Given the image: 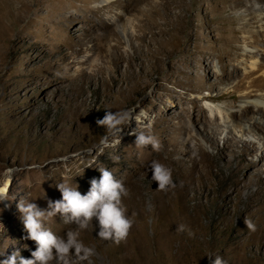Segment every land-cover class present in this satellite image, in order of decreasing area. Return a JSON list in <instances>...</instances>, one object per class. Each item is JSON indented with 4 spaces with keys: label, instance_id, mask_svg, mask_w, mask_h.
Masks as SVG:
<instances>
[{
    "label": "rangeland",
    "instance_id": "rangeland-1",
    "mask_svg": "<svg viewBox=\"0 0 264 264\" xmlns=\"http://www.w3.org/2000/svg\"><path fill=\"white\" fill-rule=\"evenodd\" d=\"M235 1L119 0L97 10L103 0H0V188L10 181L0 193V262L36 248L19 201L46 210L61 199L57 184L85 194L107 168L127 189L125 238H99L95 219L85 229L59 215L45 221L57 236L79 231L91 264H264V109L240 108L250 89L264 97L251 82L264 71V0ZM78 13L121 14L123 39L98 23L66 28ZM205 104L230 111L234 132L221 133ZM106 110L136 119L102 145L108 133L96 121ZM134 131L150 132L159 150L137 147ZM153 160L172 170L174 186L151 181Z\"/></svg>",
    "mask_w": 264,
    "mask_h": 264
},
{
    "label": "clouds",
    "instance_id": "clouds-1",
    "mask_svg": "<svg viewBox=\"0 0 264 264\" xmlns=\"http://www.w3.org/2000/svg\"><path fill=\"white\" fill-rule=\"evenodd\" d=\"M136 119L131 110L115 111L106 110L103 118L97 119L98 126L105 127L108 135L100 141L102 145L108 144L111 136L119 142L121 133L132 120ZM136 135L137 147L151 146L159 150V141L150 132H133ZM118 159V158H117ZM151 181L158 183V189L174 186L172 170L153 160L149 165ZM99 179L90 181V188L82 194L78 185L60 183L56 187L61 193V199L48 201V208L41 209L36 203L19 201L17 207L21 214L27 239L35 242L36 248L31 251V258H25L19 250L14 251L0 264H51L54 260L57 264H79L88 261L94 255V250L87 247L79 239V231L69 230L64 236H57L51 229L45 226L47 218L59 215L65 224H76L79 229H85L89 222L98 223L97 236L102 239L121 240L128 234L131 220L126 215V208L122 205V197L127 196V189L123 180L116 179L112 171L107 168L99 169ZM3 201V200H0ZM248 228L255 230L251 221H245ZM187 230L183 223L176 228L178 233ZM76 259L73 260L71 257ZM210 258V257H209ZM211 259V258H210ZM212 264H224L220 257H215Z\"/></svg>",
    "mask_w": 264,
    "mask_h": 264
},
{
    "label": "bare ground",
    "instance_id": "bare-ground-1",
    "mask_svg": "<svg viewBox=\"0 0 264 264\" xmlns=\"http://www.w3.org/2000/svg\"><path fill=\"white\" fill-rule=\"evenodd\" d=\"M103 1H104V4H102L97 10H101L104 6L108 5L107 4L108 2H112L113 0H103ZM154 1L163 2L164 4H168V2H169V0H165V1H163V0H154ZM229 2H231L235 7L237 6V1L229 0ZM169 4H171V2H169ZM169 4L166 5V7L167 6H171ZM112 5H114L115 7H118L119 6V0H114L112 2ZM260 6L262 7V10H264V4H262ZM122 8L125 9V8H127V6L123 5ZM121 17H122V15L119 14V13L117 14V17H116L117 19L108 18V20H105L101 16H98V21H97L96 19L91 18L88 15V13H84V14H79L78 13V14H73V15L69 16L68 23L66 24L65 27L69 28V26L74 25V24H76L78 22H81V23H83L86 26H94L95 24L98 23V24H101L104 27V29L109 30L111 36H115L117 40H121V39H123V37L120 36L119 31L115 30L116 26H119V24H121L122 28L124 27V24L121 23ZM140 26H142V25H140ZM126 34H128V33H126ZM128 36H129V34H128ZM245 50H247V49L245 48ZM258 54L259 53L256 52L255 55H258ZM253 62H254V60H253ZM253 62L251 63V67L250 68H252V67L256 68L257 67L256 63H253ZM251 82H252V86H254V85L264 86V71L261 74H258L255 78H253ZM250 90L252 91L253 89H250ZM250 90L246 91L244 96L242 97L240 108H242L243 111H246L249 108H250V110H253V111H257L259 109H264V97H261L260 93L259 94L257 93L259 96L257 95L256 97L252 98V97L248 96V93L250 92ZM254 90H255V88H254ZM211 97H212V95H211ZM171 98L173 100L176 99V101H180V102H182L183 99H185L181 95L179 97L172 96ZM169 101H171L170 103H172L171 99ZM205 108L209 111V115L208 116L210 117L209 119H211V123L214 124L215 126H217L216 128H219V130H221V133L226 131V128L229 129V127H230L231 131L234 130L233 127H231L229 125H226V123H229V121H230V120H228L229 117H231L230 111H227V110L223 111L222 109H220L217 106H211V105H208V104H205ZM143 118H145V117L143 116ZM253 118H254V116H253ZM258 123L259 122L257 121V118L255 117L254 121H253V124H251L250 126L253 127V125L258 124ZM244 127L245 126H243L242 129L240 128L239 130L240 131L243 130ZM248 129H250V128H248ZM249 131L250 130H248V132ZM250 142H251V140H250ZM9 186H10V181H9V179H7L4 182L3 186L0 188V193L1 194L7 193L9 191V188H10Z\"/></svg>",
    "mask_w": 264,
    "mask_h": 264
}]
</instances>
